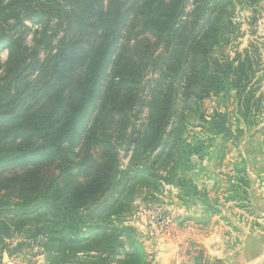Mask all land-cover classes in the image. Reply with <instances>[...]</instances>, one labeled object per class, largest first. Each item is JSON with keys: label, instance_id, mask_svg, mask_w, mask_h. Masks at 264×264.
I'll list each match as a JSON object with an SVG mask.
<instances>
[{"label": "rangeland", "instance_id": "374dc122", "mask_svg": "<svg viewBox=\"0 0 264 264\" xmlns=\"http://www.w3.org/2000/svg\"><path fill=\"white\" fill-rule=\"evenodd\" d=\"M250 1L0 0V149L12 147L0 185L24 174L30 191L58 178L62 196L100 195L72 213L84 216L79 240L51 245L67 256L17 234L0 264H70L68 249L87 264H264L263 249L246 252L264 244V0ZM112 31L84 103L79 84ZM238 54L252 62L246 91L262 96L247 120L234 91L208 93L218 74L232 83ZM79 105L69 158L40 149L43 113L65 121Z\"/></svg>", "mask_w": 264, "mask_h": 264}, {"label": "trees", "instance_id": "16d2710c", "mask_svg": "<svg viewBox=\"0 0 264 264\" xmlns=\"http://www.w3.org/2000/svg\"><path fill=\"white\" fill-rule=\"evenodd\" d=\"M258 0L250 1V5H255ZM213 6H218L223 3V1H213ZM160 3L156 4V7L152 8L153 13H160L162 11L159 9ZM207 8V7H206ZM211 9V13L213 12ZM224 11V10H223ZM205 12V10H204ZM150 23V22H149ZM148 23V24H149ZM111 38L105 43V46L97 62L94 64L93 68H90L86 75L84 82L79 84V88L86 91L84 103L89 102L93 93L100 80V74L104 73L111 61V55L116 48V38L117 32L112 31L109 35ZM238 63L237 65L228 64L226 69L228 71L232 70L235 75L232 83L225 82V80H220L219 74L214 76L217 78L214 80L213 88L208 93H222L224 91L232 90L235 92L236 98L240 103V112L242 116L247 120L251 114L258 111L262 106V96L255 97L252 90H247V85L242 83L248 78V71L252 70V62L249 55H246L244 60L240 59V54L237 55ZM246 92V93H245ZM54 106L56 104L54 103ZM81 105L74 108L70 117L62 121V119L57 118L53 121L52 111L44 112L43 116L40 117L42 123L38 124L39 132L41 135L40 149L43 151L53 148L56 154H60L65 158H69L68 153L62 149V144L68 142L72 133L76 130V114L79 112ZM256 110V111H255ZM209 123H216L214 119H211ZM221 130V129H220ZM8 147V146H2ZM14 148V147H13ZM12 149V147H10ZM4 151L0 149V161L9 155V151ZM15 149L23 150L20 146ZM64 154V155H63ZM66 155V156H65ZM52 180V179H51ZM242 185L248 186V180L246 177H241ZM0 190L6 189V192L0 196V243L4 244V248H8L11 253L15 248L9 247L8 243H4L5 240L12 239L14 235L21 234L29 238L39 239L41 241L47 240L46 244L50 246L54 243H59L61 245L67 238L70 242H76L79 240V234L83 230L84 216L78 215V213L72 216V213L76 211L81 205H87L88 202H94L100 195L94 194L88 199L73 197L70 193H66L62 196L61 189H59L58 184L59 179L55 178L51 183L48 181L43 184L41 189L38 191H30L28 181L26 177L21 176L18 179H5L1 182ZM6 183V184H3ZM107 189V186L101 189V193ZM237 193V199L242 201L249 200L248 189L242 188V193ZM59 213H63L68 216L65 220L58 217ZM88 217V216H87ZM49 219V220H48ZM50 222V224H49ZM67 231V232H66ZM65 233H69L70 237L66 236ZM21 245H19L20 247ZM96 251L100 254H104L107 249L95 247L94 249L85 250L87 252ZM69 255H74V261L70 264H87L89 255L79 256L78 250L69 251ZM46 253L50 257H56L59 255L67 256L66 250L62 247H56L46 250ZM62 253V254H60Z\"/></svg>", "mask_w": 264, "mask_h": 264}, {"label": "crops", "instance_id": "0c3cea01", "mask_svg": "<svg viewBox=\"0 0 264 264\" xmlns=\"http://www.w3.org/2000/svg\"><path fill=\"white\" fill-rule=\"evenodd\" d=\"M259 245H261V248L259 249ZM257 247H255V248H252V249H249V250H246V252H248V253H250V252H252L253 254H257V253H260L261 251H262V249H263V251H264V244H259ZM255 250V251H254ZM240 256H241V254H240ZM254 256V255H253ZM257 259V257L255 258V257H252L251 259H249L250 261L249 262H246L245 264H254L255 262V260ZM230 264H235V262H234V258L232 259V260H230V262H229ZM242 263H244V262H242Z\"/></svg>", "mask_w": 264, "mask_h": 264}]
</instances>
